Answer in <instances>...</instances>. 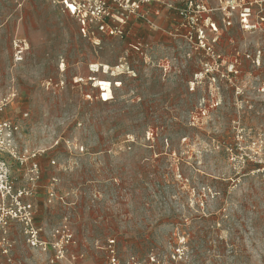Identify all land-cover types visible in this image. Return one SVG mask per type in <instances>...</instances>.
<instances>
[{"label": "rangeland", "instance_id": "1", "mask_svg": "<svg viewBox=\"0 0 264 264\" xmlns=\"http://www.w3.org/2000/svg\"><path fill=\"white\" fill-rule=\"evenodd\" d=\"M142 10L117 37L0 0V121L34 154L3 158L46 246L9 218L0 264H105L111 238L122 263L264 264V0Z\"/></svg>", "mask_w": 264, "mask_h": 264}, {"label": "built area", "instance_id": "2", "mask_svg": "<svg viewBox=\"0 0 264 264\" xmlns=\"http://www.w3.org/2000/svg\"><path fill=\"white\" fill-rule=\"evenodd\" d=\"M53 4L60 6L67 11L76 21L78 29L84 34H90L100 31L108 35L123 37L126 34L128 21L131 17H145L142 8L150 0H49ZM191 5L192 1H187ZM109 20V21H108ZM116 21V23L114 22ZM109 22H111L109 24ZM24 48L20 44H15L14 59L20 61L22 59ZM18 133V127L9 120L0 121V225H5L7 219L17 220L22 224L23 233L27 242L32 247H39L46 250L45 242L39 238V230L32 222L33 213L30 202L25 201V197L31 194V189L26 187H15L11 177L10 167L3 158V154H9L13 158H17L21 163L28 160L33 155L18 154L16 152L15 140ZM34 182L37 178V164L33 163L31 167ZM50 192V196H53ZM70 235H63L66 242ZM107 261L105 264H153L154 257H149V263H141L130 256L128 260L122 263L115 250V240L113 238L107 240L106 244ZM64 255V247L61 241H57L54 245V254L50 259L54 260L62 258Z\"/></svg>", "mask_w": 264, "mask_h": 264}, {"label": "crops", "instance_id": "3", "mask_svg": "<svg viewBox=\"0 0 264 264\" xmlns=\"http://www.w3.org/2000/svg\"><path fill=\"white\" fill-rule=\"evenodd\" d=\"M95 32H97V33H98V32H100V31H95ZM93 33H94V32H93ZM101 33H103V32H101Z\"/></svg>", "mask_w": 264, "mask_h": 264}]
</instances>
